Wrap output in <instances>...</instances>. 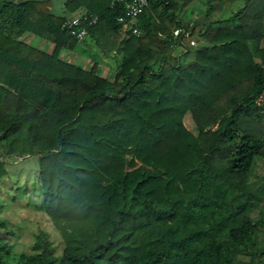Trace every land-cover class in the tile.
I'll return each mask as SVG.
<instances>
[{"label":"trees","instance_id":"trees-1","mask_svg":"<svg viewBox=\"0 0 264 264\" xmlns=\"http://www.w3.org/2000/svg\"><path fill=\"white\" fill-rule=\"evenodd\" d=\"M198 1L150 0L142 35L123 30L120 6L89 9L100 52L122 56L113 78L60 56L79 44L62 25L81 0L65 16L49 0L4 4L20 32L56 44L0 62V143L10 158L38 156L41 208L64 239L60 251L41 231L22 264H259L264 205L252 215L262 199L250 180L264 161V0L226 19L239 0H211L212 24L183 22ZM178 27L191 31L187 49L171 46ZM191 40L205 43L182 65ZM192 106L217 126L206 151L183 121ZM12 250L0 244V264Z\"/></svg>","mask_w":264,"mask_h":264},{"label":"rangeland","instance_id":"rangeland-1","mask_svg":"<svg viewBox=\"0 0 264 264\" xmlns=\"http://www.w3.org/2000/svg\"><path fill=\"white\" fill-rule=\"evenodd\" d=\"M211 0H199L196 4L185 8L181 13L183 22L193 23L198 20L207 26L212 24V17L208 15V8ZM245 0H239L232 12L223 16L224 19L230 17L234 11L243 5ZM233 24V21L217 22L213 26L221 24ZM95 41L87 37L79 42L78 47L89 46ZM197 42V41H196ZM201 42L196 46H191L190 51L183 55L182 65H186L196 56L199 48L204 46ZM264 57V49L261 50ZM122 56L117 55L112 58V69L101 66L100 72L104 76L114 77ZM260 59V58H259ZM76 63L81 61V56H76ZM93 61L88 64L92 66ZM89 67V68H90ZM185 125L202 141V151H206L215 139L217 126H207L197 109L192 106L183 119ZM0 160L6 161L8 172L0 179V240L13 246L10 254L5 255L8 264H22L24 254L30 252V248L36 241V236L44 231L54 241L61 251L64 246V239L61 230L56 228L48 214L41 208L43 201V190L41 188L40 166L38 156H28L23 158H10L5 154L4 148H0ZM250 190L255 192L262 200L257 209L252 211L253 216L259 214V210L264 205V161H261L254 170L250 180ZM260 244H264V228L260 234ZM244 257V256H242Z\"/></svg>","mask_w":264,"mask_h":264},{"label":"crops","instance_id":"crops-1","mask_svg":"<svg viewBox=\"0 0 264 264\" xmlns=\"http://www.w3.org/2000/svg\"><path fill=\"white\" fill-rule=\"evenodd\" d=\"M29 0H0V48L2 45H12L13 51L11 52L12 58H10V54L5 56L4 58L0 59L1 61L10 60L14 64H19L21 62L26 61L27 50L25 45H29L35 49L40 51H44L48 54H53L56 50V44L34 32L24 30L20 32L21 26L19 24H11V19L17 14L15 9H11L10 7L4 8L5 3H13V4H20L24 3ZM49 9L52 14L56 16H65L68 14V4L71 0H49ZM111 0H81V5L75 12H71L69 16L79 14L83 11H88L91 9L92 11L96 12L102 9L105 3H109ZM6 18V20H4ZM8 20V22H7ZM205 27V26H204ZM90 37V35L88 36ZM89 46L85 47H78L75 48H65L60 52V56L62 59H65L70 62H76V56H81V61L78 62L79 64L83 65L86 68L88 64L93 61L98 62L99 70L101 66L106 67L107 69H112V58L116 57L113 56H104L100 50L98 49L97 45L94 42L89 43ZM181 49V48H178ZM35 55V53H32ZM182 54L181 60L183 58ZM36 57V56H34ZM0 148L3 149L2 143H0ZM244 261H251L252 257L244 256L242 257ZM256 260L259 264H264V256L257 257Z\"/></svg>","mask_w":264,"mask_h":264},{"label":"built area","instance_id":"built-area-1","mask_svg":"<svg viewBox=\"0 0 264 264\" xmlns=\"http://www.w3.org/2000/svg\"><path fill=\"white\" fill-rule=\"evenodd\" d=\"M150 0H111V7H121V13L118 16L119 22L123 24L124 31H131L135 35H142L143 29L139 25V17L149 6ZM99 20V16L94 13L83 11L66 18L62 27L71 31L72 35L79 42L84 41L89 35V27ZM85 22V24H83ZM191 31L178 27L173 31L171 46L176 48L182 46L187 49L183 37L189 38ZM196 40H191L190 46H196Z\"/></svg>","mask_w":264,"mask_h":264},{"label":"water","instance_id":"water-1","mask_svg":"<svg viewBox=\"0 0 264 264\" xmlns=\"http://www.w3.org/2000/svg\"><path fill=\"white\" fill-rule=\"evenodd\" d=\"M28 156H30V155L23 156V158L28 157Z\"/></svg>","mask_w":264,"mask_h":264}]
</instances>
